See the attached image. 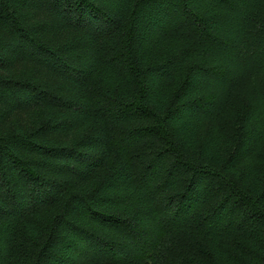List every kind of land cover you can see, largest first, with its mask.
Masks as SVG:
<instances>
[{
  "label": "trees",
  "instance_id": "obj_1",
  "mask_svg": "<svg viewBox=\"0 0 264 264\" xmlns=\"http://www.w3.org/2000/svg\"><path fill=\"white\" fill-rule=\"evenodd\" d=\"M264 0H0V264H264Z\"/></svg>",
  "mask_w": 264,
  "mask_h": 264
},
{
  "label": "rangeland",
  "instance_id": "obj_2",
  "mask_svg": "<svg viewBox=\"0 0 264 264\" xmlns=\"http://www.w3.org/2000/svg\"><path fill=\"white\" fill-rule=\"evenodd\" d=\"M264 73V70H263ZM264 95V75L254 83L245 81L231 95V99L219 117L211 120L208 130H220L229 138L233 146L239 138V129L247 104ZM264 158V152H263Z\"/></svg>",
  "mask_w": 264,
  "mask_h": 264
}]
</instances>
